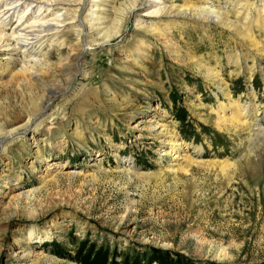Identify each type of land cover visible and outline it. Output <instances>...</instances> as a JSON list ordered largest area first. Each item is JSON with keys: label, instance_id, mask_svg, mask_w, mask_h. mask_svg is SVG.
Segmentation results:
<instances>
[{"label": "rangeland", "instance_id": "374dc122", "mask_svg": "<svg viewBox=\"0 0 264 264\" xmlns=\"http://www.w3.org/2000/svg\"><path fill=\"white\" fill-rule=\"evenodd\" d=\"M242 1L208 0L231 13ZM124 2H99L81 73L37 125L43 154L25 138L0 148V264H264V137L215 127L208 111L215 103L213 86L194 65L218 67L244 103L251 83L238 73L242 66L233 64V56L243 52L251 69V47L216 25L168 24L163 35L144 34L134 29L132 17L118 12ZM137 11L140 16L145 10ZM116 18L123 21L119 34L105 42L101 29ZM246 22L251 27V18ZM251 32L264 50V27ZM137 41L147 60H136ZM48 52L57 66L69 48ZM3 59L1 53L0 133L59 95L67 78L56 72L20 89L12 79L17 64L4 68ZM252 87L263 103L257 75ZM155 122L174 125L186 143L203 147V163L216 165H185L188 173L158 176L171 158L161 156ZM97 157L101 170L94 166ZM123 158L135 164L129 174L117 169ZM226 161L236 171L230 183L220 171ZM52 162L75 174L42 183ZM27 191L35 194L26 198ZM29 228L52 235L29 242Z\"/></svg>", "mask_w": 264, "mask_h": 264}, {"label": "bare ground", "instance_id": "6f19581e", "mask_svg": "<svg viewBox=\"0 0 264 264\" xmlns=\"http://www.w3.org/2000/svg\"><path fill=\"white\" fill-rule=\"evenodd\" d=\"M100 1L102 0H0V54L2 53L4 57V68H8L10 64H17L15 76H12V79H15L18 84L16 85L22 89L24 83H29L30 80L42 84L47 76L55 75L56 72L67 76L59 95L48 96L46 100L44 99L45 101L40 102L35 110L26 114L24 123L20 125L15 123L17 126H8L6 127L7 131L3 130L0 133V148H3L2 146L10 141L25 138L34 145L37 155L43 154L39 147L45 139L39 132L37 125L60 95H66L73 88L78 74L81 73V61L92 49L88 39L93 30L94 22H96V11L101 6ZM124 1L118 12L126 15L125 17H132L134 29L142 30L144 34L163 35L161 32L167 30L165 28L168 24L171 25L168 29L185 24L204 27L216 25L240 38L243 42L242 47L244 45L249 46L248 48L251 47V69L247 65V57L243 52L239 51L233 56V64L242 66V71L238 70V73L244 74L245 81L248 84L251 83L243 96H246L244 103H240L242 97L236 99L233 96L230 84L222 77V71L218 67L203 69L202 66L204 65L199 62L194 63V65L199 71H202L207 81L213 86L211 93L215 98V103L208 111L209 114L213 115L215 127L218 130H227L233 133L246 132L249 137L254 135L264 137V106H262L264 102L259 103L257 94L252 87L255 75L262 79L264 86V63L257 60L259 54L264 57V50L258 47L259 43L255 42L251 32L253 26L262 25L264 27V0H244L242 1L243 4L241 3L239 8L232 13L221 5L210 4L208 0H196L195 3H192L191 0ZM177 1L181 3L177 4ZM139 9L145 10L140 16L137 14ZM252 11H255V16H252ZM241 18L242 21L245 20L244 23L241 22ZM250 18L251 27L248 26L250 22L248 24L246 22ZM122 22L116 18L107 27L101 29L103 31L101 37L105 42L119 34ZM69 36L73 37L72 41H69ZM142 44V41H137L135 45L136 60H147L145 51L141 47ZM63 47L69 48L67 56L57 66L53 65L48 50ZM40 92L45 94L44 88ZM44 96L41 98L43 99ZM111 100L115 101L114 98ZM195 100L198 102V106L202 105L198 95L195 96ZM168 123L165 122L163 125L154 123V129L159 130L158 135L161 138V156L171 158L167 161L166 167H162L161 172L159 171L160 175L158 176L170 174L177 176L178 171L188 173L187 169L183 168L185 165L198 167L216 165L215 162L203 163V147L186 143L175 131V126ZM74 134L78 138L81 136L77 130H74ZM94 161L96 169L101 170V159L97 157ZM134 165L131 158H123L118 161L117 169L120 173L129 174ZM46 167V172L40 178L42 183L46 179H53L58 175L70 177L75 174L63 162L48 163ZM220 171L226 176L228 183L234 181L236 171L231 163L224 162ZM32 194L35 193L27 191L23 193V196L27 198ZM27 233L29 242H43L52 235L50 230L39 233L33 228H29ZM226 255L225 253L220 254L217 258L218 261L224 260Z\"/></svg>", "mask_w": 264, "mask_h": 264}]
</instances>
